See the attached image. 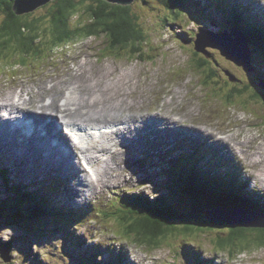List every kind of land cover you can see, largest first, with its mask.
I'll use <instances>...</instances> for the list:
<instances>
[{
    "label": "rangeland",
    "instance_id": "rangeland-1",
    "mask_svg": "<svg viewBox=\"0 0 264 264\" xmlns=\"http://www.w3.org/2000/svg\"><path fill=\"white\" fill-rule=\"evenodd\" d=\"M132 1L130 5L145 29L144 43L139 45V48L135 47L141 54L131 55V46L112 48V42L104 34L76 39L70 47L58 45L53 42L54 39L48 41L47 45L54 52L52 49H45L44 55L50 58L35 60L29 57L27 61L32 62L26 66H14L18 61L17 56H14L12 61L0 58L1 96L9 91L17 93L19 88H16L15 84L21 83L22 88H30V95L27 97L32 96L43 103L46 94L52 95L58 107V99L63 96L60 86L66 83L65 87L72 88L73 83H77L83 86V92L77 97L88 112L75 115L73 119L90 121L83 119H90L91 112L95 111L100 119L93 123L98 125L109 123L108 119L114 122L119 119L127 120L131 125L123 130H127L131 137L136 138L138 146L136 154V150L130 149L133 146L126 143L129 148L119 149L115 158L110 155V159L106 157L104 161L102 155H105L104 151L109 150L111 146L107 139L113 141V138L112 135L109 136V132H101V141L97 143L101 145V142L107 141L108 148L94 146L99 149V156L103 160L100 161L104 164L100 168L95 185L94 177L92 182L88 180L89 184H86L87 181H81L80 176L75 174L74 167L71 170L70 164L75 162L79 167L76 169L86 175L81 165H78L77 158L71 155L76 154V149L71 152V148L64 145L62 148L66 158L63 159L62 175L57 176L62 182L60 185L59 181H56V184L49 181L56 180L57 170L50 166L44 167L37 159L33 161L28 153L20 155L18 152V157L9 163H4L0 157V198H13L17 186L26 192L30 188L50 200L55 210L71 211V218L67 220L48 217L0 222V249L7 247L10 257V260L6 261L0 253V264H86L81 261L83 258L92 259L93 263L102 260L104 264L112 254L118 257L123 256L125 252H128L129 257L137 264H264V243L251 240L254 238L251 228L242 226L239 229H246L248 236L244 240L235 241V255L226 249H216L218 244L215 238L221 232L228 231L227 224V227L214 224L217 226L210 231L200 228L183 231L182 239L177 236L171 241L172 246H175L173 253L168 244L165 248L152 249L139 242L130 241L131 238L122 233L117 222H105L101 219L99 210L106 202L114 207V202L119 196L132 198V195L140 193L142 197L147 196L149 201L154 197L163 198L165 203L162 205L173 206L179 213L188 214V218L194 220L190 217L195 214L192 211L191 196L183 190L184 185L178 181V172L173 171L176 167L180 168L174 149L178 151L183 148L180 155L190 151L191 157H194L197 150V144L192 149L188 146L193 141V134L185 125L193 129L200 127L197 129L200 134H209L207 130H211L214 135L241 124L243 130L235 132L234 136H241L236 140H241L242 137L250 140L245 144V151L241 153L244 158L238 155L241 161H236L235 155L228 150V154L235 160L229 164L217 159L219 153L211 148L213 162L211 153H208L204 146L203 149L207 153L205 162L222 166L224 173L237 175L264 196V101L257 97L255 92L250 93L253 86L255 90L261 89L260 91L264 92V55L255 51L248 65L245 47L236 49V44L240 41L237 35L244 33L242 26L251 31L260 29L264 33V0H183L185 5L180 7L182 11L177 16L168 12L169 18L174 21L169 22L170 24L162 20L168 13L161 1ZM33 9L35 7L20 14L38 17L46 12L45 7L32 12ZM232 17L240 19L233 21ZM246 17L249 18L245 21ZM75 19L78 21L81 18ZM2 20L3 16H0V24ZM46 23L50 24L48 19ZM46 25L45 22L42 23L43 27ZM47 35L49 38L50 34ZM16 40H12L13 44H16ZM42 44L46 45L45 41ZM231 46L233 47L229 52ZM204 59L208 61H202ZM235 59L242 64L235 63ZM82 61L84 65L78 66ZM194 61L200 66H205L201 70L197 69ZM245 65L252 66L251 71L245 70ZM101 66L108 68L101 70ZM82 72L85 76L80 77ZM51 81L59 82L53 85ZM48 82L52 88L47 86ZM44 84L48 89L40 92L38 87ZM246 85L250 88L247 93L243 96L236 95L240 94L237 90ZM57 87L60 89H56ZM99 105L102 108H99ZM55 106L48 109L53 110ZM116 106L119 109H116ZM110 107H113L115 116L104 117ZM121 113L122 117L117 118ZM158 116L167 119L169 123L156 133L154 128H150L147 131L149 136L147 137V133L143 136L139 129H144V125L149 127L148 121ZM198 122H207V125L202 126ZM187 132L191 133L189 137H185ZM63 136L66 137L64 133ZM203 139L215 142L211 137L201 135L199 146H202ZM58 141L55 139L56 143ZM124 141L126 140L121 142ZM232 141L234 143V139ZM12 144V149H7L9 146L5 148L9 153L20 148L16 142ZM95 150L90 148L92 156ZM82 152H85L86 156L90 153L86 152L85 148ZM2 155L4 154L0 156ZM89 156L91 164L94 165V156ZM102 172L110 174L108 179L103 180ZM217 175L213 176L211 181L215 182ZM56 185L58 187H55ZM215 189L216 185L211 190L217 193ZM217 189L219 191V188ZM208 195L206 192L202 194L205 197ZM203 201L209 204L206 198H202L201 205ZM204 211L206 210L203 208L202 215ZM199 212L201 213L202 209ZM207 214L209 215L208 212ZM178 225L181 226L182 223L179 222ZM45 226L47 232L43 230ZM247 246V250L242 248ZM181 249H186V252L182 250L180 253ZM99 251L102 255L96 259L94 255ZM175 255L178 256V261L171 257ZM213 257L217 259L212 261ZM129 260L125 259L124 264Z\"/></svg>",
    "mask_w": 264,
    "mask_h": 264
},
{
    "label": "trees",
    "instance_id": "trees-1",
    "mask_svg": "<svg viewBox=\"0 0 264 264\" xmlns=\"http://www.w3.org/2000/svg\"><path fill=\"white\" fill-rule=\"evenodd\" d=\"M91 1H52L46 6L41 4V6L33 9L32 12L45 7L46 12L41 16L28 17V15L20 14L14 9L16 0H0V16H3L0 24V58L12 61L13 57L17 56L18 61L14 66H24L28 62L27 59L29 57H42L43 50H39L38 42L40 37L46 38V44L48 41L54 39L53 42L58 45H66L67 47L76 39L90 34L107 35L112 42V48H117V46L129 47L132 44L134 46L132 52L139 53L135 47H139L138 45L144 43L145 29L141 26V22L133 7L131 5L114 4L104 0ZM159 1L165 6L167 13H173L174 16L180 13V7L183 5V0ZM80 12H86L85 15L89 14L90 18L94 19V23H88L87 21H82V19L75 23L74 16L79 15ZM169 13L165 14L162 20L166 23H174L169 18ZM79 17L82 18L83 16L80 14ZM47 19L50 22L49 25H46ZM236 19L238 18L233 17V20ZM44 22L46 26L43 27L42 23ZM242 30L245 33L248 31L246 36L249 39V45L251 43V45L256 47L257 51L264 55V33L260 29L251 31L243 28ZM47 34H50V38H48ZM14 39H17L15 43L18 50L14 54L6 53L12 48L14 43L12 40ZM46 49L50 50L51 47H46ZM253 51L255 52L254 49ZM202 61L208 60L204 59ZM194 64L200 70L205 66V64L200 66L196 61H194ZM249 89L246 85L241 90H237L240 94L236 95L243 96ZM251 89L252 92L250 93L253 94L255 92L257 97L264 101V92H261V89L255 90V86ZM196 159L195 156L194 161L189 159L183 161L182 168H179V179L182 182L178 179L184 185L183 190L187 191L191 196L192 211L195 214L190 217L194 218V220L189 219L188 214L179 213L173 206L162 205V203H165L163 198L154 197L152 201H149L147 196L142 197L140 193L132 195V198L119 196L115 202L113 201L114 207L109 206V202H106L99 210L101 219L105 222H117L122 233L126 237L131 238L130 241L139 242L152 249L165 248L168 244L173 253L175 246H172L171 241L177 236H179V239H182L183 231H191V229L196 228L210 231L217 225L228 226L227 232H221L220 235L216 236L215 241L218 244L216 249L218 251L219 249H226L230 254L235 255V241L247 238L248 233L246 229L241 231L239 230L241 228L239 226L206 219V214L202 215L203 208L213 205L264 211V196L260 195L253 186L250 187V184L243 182L241 178L231 175H220V177L217 175L218 179L215 182L211 181L214 170L218 171L216 167L205 169L200 161H196ZM49 181L56 184L57 180L51 179ZM215 185L217 193L211 190ZM55 187L58 186L56 185ZM217 188H219V191ZM204 191L206 195L209 194L208 197L202 196L205 193ZM13 194V198L9 196L5 199L0 198V222H13L15 220H23L24 218H48L54 217L52 216L54 214L64 220L71 218V211L55 210L50 200H47L44 195H40L37 190L33 191L29 188L28 192H26L22 187L17 186ZM202 198H206L209 204H213L209 205L203 201V205H201ZM27 201L31 202L28 203ZM201 209L202 212L200 213ZM103 216H106V218ZM179 222L182 223L181 226L178 225ZM113 227L117 229L116 226L113 225ZM43 230L46 231V226ZM251 230L254 232V238L251 240L264 243V228ZM113 233L115 234L116 232ZM8 244L9 242L6 243L7 246ZM242 248L247 250L248 246L247 248ZM182 250H180V253ZM101 252H97L94 257L96 259L99 258L102 255ZM171 257L175 261L179 259L176 255ZM126 258V254L118 257L112 254L104 264H123ZM91 260L83 258L81 261H84L86 264H103L102 260L97 263H93ZM211 264H214V262Z\"/></svg>",
    "mask_w": 264,
    "mask_h": 264
},
{
    "label": "bare ground",
    "instance_id": "bare-ground-1",
    "mask_svg": "<svg viewBox=\"0 0 264 264\" xmlns=\"http://www.w3.org/2000/svg\"><path fill=\"white\" fill-rule=\"evenodd\" d=\"M233 1H235V0H233ZM214 22H215V24H217L216 21H214ZM217 26H219V24ZM237 36L240 39V41H242V39H243L242 34H239ZM231 41H233V39ZM250 47L252 48V50L254 49L255 51H257L256 47L251 45V43H250ZM83 65H84V61H82L78 66H83ZM105 68H108V66H101L100 67L101 70H103ZM80 75H79L80 77L85 76L83 74V72L80 73ZM80 91L83 92V87ZM84 93L87 94V92H84ZM28 94H30V93L29 92L25 93L24 89L18 90L17 93H14V91H9L4 96H1L2 94H0V155L4 154L0 157L3 158L4 163H9V162H11V160H13V158L18 157L17 156V155H19L18 151H15L13 153H9L5 149L7 146H9L7 149H12V146H14V144H12V142H16L19 144L20 150L22 152L28 153V155L33 159V161L37 159L39 162H41L43 164L44 167L45 166L54 167V166H58L60 163V165L58 166V167H60L61 166V159L66 158L64 150L62 148V145L67 146L68 148L72 147L71 152L73 150H75L74 146H72V143L68 142V140L63 141L62 131L59 128L60 127L59 124L61 126H66V125H69V123L71 122V119H69L68 117L69 116L72 117L71 115H73V112L71 110L72 108H69L71 115L68 112L60 113L58 108L55 106L56 102L54 101L52 106L56 107L57 112L55 113V112L50 111L47 106L41 104L39 100H36L32 96L27 97ZM68 97L70 98L71 103L76 105L75 112H74L75 115H79L82 112H85V113L88 112L86 106L82 102L79 101V99L77 97V93L75 91L70 90V94L68 95ZM88 97H90V96H88ZM171 98H173V97H171ZM8 99H11L12 101L6 102V100H8ZM81 106H83L85 109H82ZM99 108H102V106L99 105ZM114 108H115V106H114ZM116 109H119V107L116 106ZM113 113H114L113 107H110L108 109V113H106L104 115V117H107V118L113 117V116H115ZM46 114L49 115L50 117H46ZM53 114H54V116H53ZM120 115H122V113L119 114L117 116V118L118 117L121 118L122 116H120ZM89 118L90 119L94 118L96 120L100 119V117L97 115V113L95 111L91 112ZM119 120L114 122L111 119H108L109 123L114 122L120 126V128H118V134H119L120 138L122 140H125V137H126V140H129L131 142L130 145L133 146V148H130V149L136 150V154H137V150H138L137 141L134 138H132L130 136V134H128V133L124 134L127 130H123V129H125V127L126 128L129 127L131 124H129L128 126H123L120 124ZM14 121H15V123H14ZM148 123H150L149 124L150 127L145 126L144 129H139V130H141L140 132L146 134L150 128H154L153 131L156 133V132L160 131L161 129H163L162 125H166V123H163V120L161 118L151 119L148 121ZM12 127H14V129ZM197 129H200V127L194 128V130L196 132H198ZM101 131H103V130H101ZM207 132L209 133V131H207ZM118 134L114 133L113 137L118 136ZM201 134H205V133L201 132ZM217 134H218V137L220 136V134L217 132L214 134V136L216 138H218ZM95 135H96V132H95L94 136ZM148 136H149V134L147 133V137ZM55 138L59 140L58 144L55 143ZM90 140L93 141V138L91 137ZM222 140L227 142L228 138H222ZM107 141H109V140H107ZM107 141H104L103 145L101 144L98 146L101 149L108 148L107 147V143H108ZM115 146L117 147L118 143H115ZM164 147H166L165 144H164ZM84 148L85 147L82 146V150H84ZM86 150H88V149H86ZM174 152H176V155H178L176 149H174ZM198 154H199V152L197 151V153L195 155L196 158L198 157ZM82 155L86 156L85 152H82ZM86 157H87V163L89 165H92L90 162L91 157L89 155ZM80 164L81 163L78 161V165H80ZM66 165L68 166L69 164H66ZM70 165H71V170H73V167H74L75 174L80 176L81 181H84V182L87 181L88 183L86 182V184H89L87 176L82 175L81 170L78 169L80 171L79 172L76 169V167L77 168H79V167L76 166L75 162H72V164H70ZM102 173H103V180L108 179V177L110 176V174H108L106 172H102ZM93 180H94V185H95L96 184L95 181L97 180V178L96 179L93 178ZM93 180H90V182H92ZM52 216L57 217V215H55V214ZM126 256H127V253H126ZM214 258L215 257L211 258V260L213 261ZM126 259H129V257L127 256ZM216 259L217 258H215V260ZM130 261L131 260H129L125 264H130Z\"/></svg>",
    "mask_w": 264,
    "mask_h": 264
},
{
    "label": "water",
    "instance_id": "water-1",
    "mask_svg": "<svg viewBox=\"0 0 264 264\" xmlns=\"http://www.w3.org/2000/svg\"><path fill=\"white\" fill-rule=\"evenodd\" d=\"M51 0H16L15 2V9L17 12H27L31 10L32 8L47 3ZM114 2H119L123 5L131 4L132 0H110ZM242 41L237 42L236 46H238L236 49L242 48L241 46H244L246 49V56L249 65V60L251 58L252 51L249 48V41L248 39L242 34ZM232 47L228 49L229 52H231ZM198 48V47H197ZM200 49V48H199ZM242 54L244 52L241 51ZM230 56V55H229ZM233 59V58H230ZM234 60V59H233ZM235 63L241 65L242 62L235 59ZM245 67L251 70L250 66L245 65ZM70 94V93H69ZM82 109H85L83 106H81ZM212 207V208H211ZM207 208L205 211L206 218L207 219H214L220 222H224L231 225H236L239 227H246V228H264V211L261 210H254L251 208H230V207H216L211 206ZM211 208V209H210ZM209 213V215L207 214ZM1 255L4 257L6 261L10 260V257L8 256V248H1L0 249Z\"/></svg>",
    "mask_w": 264,
    "mask_h": 264
},
{
    "label": "clouds",
    "instance_id": "clouds-1",
    "mask_svg": "<svg viewBox=\"0 0 264 264\" xmlns=\"http://www.w3.org/2000/svg\"><path fill=\"white\" fill-rule=\"evenodd\" d=\"M52 1H56V0H51V1H49V2H47V3H44L43 5L44 6H46L47 4H49V3H51ZM104 1H107V2H110V3H114V4H119V5H123V4H121V3H119V2H114V1H110V0H104ZM128 5H130V4H127V5H123V6H128ZM39 6H41V4L40 5H38V6H36L35 8H37V7H39ZM86 13V12H85ZM85 13H82V12H80L79 13V15L81 14L83 17L81 18L82 19V21H87L88 23H94V19L92 18H90V16H89V14H86L85 15ZM79 15H76V16H74V19H75V17H79ZM85 16H88V18H84ZM80 18V17H79ZM79 21V20H78ZM76 19H75V23H77L78 22ZM102 35H104V34H102ZM92 36H101L100 34H90V35H87V36H85V37H92ZM107 36V35H106ZM50 38V37H49ZM83 38V37H82ZM108 39H109V37H107ZM46 40V38H39L38 39V42H39V50L41 51V50H43V55H41L42 57L41 58H38V57H34V59L35 60H38V59H42V60H44V58L45 59H49L50 58V56H45L44 54H45V49H46V47H50V46H48L47 44L45 45V44H42V42L43 41H45ZM110 40V39H109ZM131 46V48L129 49V53L131 54V55H138V53H133L132 52V50H133V48H134V46H132V44H130L129 45V47ZM139 46V45H138ZM137 48H139V47H137ZM52 49V48H51ZM50 49V50H51ZM18 50V48H17V44H13L12 45V48L11 49H9L7 52H9L10 54H11V52H12V54H14L16 51ZM46 50H48V49H46ZM53 50V49H52ZM49 51V50H48ZM54 51V50H53ZM139 52H141V51H139ZM47 57H49V58H47ZM32 62V61H31ZM31 62H27L24 66H26L27 64H29V63H31ZM209 207H211V206H208L207 208H209ZM207 208H204L205 210H207Z\"/></svg>",
    "mask_w": 264,
    "mask_h": 264
}]
</instances>
